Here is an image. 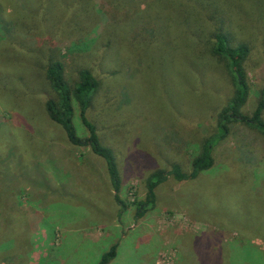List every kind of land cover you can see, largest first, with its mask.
Returning a JSON list of instances; mask_svg holds the SVG:
<instances>
[{"label": "rangeland", "instance_id": "1", "mask_svg": "<svg viewBox=\"0 0 264 264\" xmlns=\"http://www.w3.org/2000/svg\"><path fill=\"white\" fill-rule=\"evenodd\" d=\"M62 1L73 0H0V264H95L113 242L115 256L107 264H176L179 250L188 257L193 245L202 251L199 264H264V135L240 122L231 123L213 147L209 169L183 181L168 177L154 189V206L134 220L144 192L140 179L171 161L187 169L211 129L210 110L223 103L230 86L206 78L193 110L191 79L163 38L139 45L140 59L133 50L128 57L126 48L134 47L129 21L121 31L126 45L105 53L98 64L100 86L88 111L100 141L114 153L118 197L126 204L117 216L102 160L87 147L69 144L43 109L49 93L41 79L43 61L31 48L42 35L43 11ZM250 6L264 12V0ZM234 12L229 18H236ZM247 23L240 37L228 33L232 42L248 40L252 47L245 114L264 83L262 31ZM98 35L91 30L69 43L84 45ZM72 122L83 136L78 118ZM209 230L218 231L231 251L211 254L206 238L191 242L192 235L205 237Z\"/></svg>", "mask_w": 264, "mask_h": 264}, {"label": "trees", "instance_id": "2", "mask_svg": "<svg viewBox=\"0 0 264 264\" xmlns=\"http://www.w3.org/2000/svg\"><path fill=\"white\" fill-rule=\"evenodd\" d=\"M251 2L255 0H86L85 3L73 0L62 1L53 11H43L42 35L37 39L36 47L31 49L40 51L39 59L43 61L40 64L41 79L49 92L43 101L44 112L50 122L62 128L69 144L87 147L102 160L112 198L120 209L117 216L126 208V204L118 197L121 179L114 153L110 145L100 141L96 123L88 117L92 100L100 86L98 64L103 55L126 45L121 31L124 23L129 21V43L134 47L126 48L128 57L131 50L136 56L142 57L139 45H155L157 40H161L160 37L163 38L165 41H161L164 44L166 42V48L170 46L175 51L176 62L184 67L185 76L191 79L195 89L192 95L193 110L202 100L195 95L206 78L211 77L215 83L222 79L230 86V93L224 97L223 103L214 111L208 109L210 113L207 118L211 116L212 119H207V122L211 129L198 141V151L190 157L187 169L178 161H171L164 167H154L140 179L143 181L144 192L135 206L133 217L137 220L154 206V189L168 177L176 181L193 179L212 166V149L226 137L231 123L240 122L264 135V83L258 89V98L251 112H243L250 90L245 68L251 59V44L241 39L232 42L228 35L233 30L239 36L244 30L242 26H247L250 21L255 31H262L259 43L264 47V12L254 10L250 6ZM229 11H235L236 18H229ZM226 20L229 22L225 23ZM239 20L241 24L237 23ZM214 21H218L216 25H209V22ZM91 30L99 34L94 40L84 45L70 46L72 36L81 37ZM235 34H232L233 39L236 38ZM141 38L144 40L141 41ZM74 43H78L77 40ZM7 45L11 47V41ZM15 47L20 50L17 44ZM61 49L65 51L60 54ZM95 52L99 54L97 62L91 58ZM110 73L113 76L116 70ZM213 93L214 101L220 98L217 91ZM74 117L78 118L84 130L83 136L77 133L72 122ZM204 234L205 237L192 235L191 242L197 238H206L204 242L209 246L211 254L231 251V246L218 238V231L209 230ZM116 246V242L110 244L95 264H107L115 256ZM192 249L188 257L186 250L180 249L176 264H199L198 254L202 251L194 245Z\"/></svg>", "mask_w": 264, "mask_h": 264}]
</instances>
